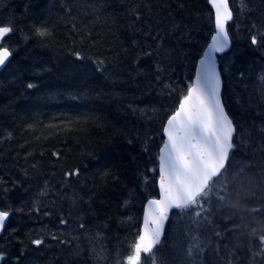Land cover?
<instances>
[{"label": "trees", "instance_id": "trees-1", "mask_svg": "<svg viewBox=\"0 0 264 264\" xmlns=\"http://www.w3.org/2000/svg\"><path fill=\"white\" fill-rule=\"evenodd\" d=\"M229 5L231 47L218 57L223 101L238 137L255 145L264 141V47L249 37L264 33V0ZM7 25L0 210L12 214L0 236L4 264L17 256L18 264H126L144 204L157 197L163 124L214 33L212 10L207 0H0ZM40 26L45 37L36 35ZM224 179L228 206L216 201L211 224L172 212L156 264H264L258 237L230 230L252 216L264 227V153L238 147ZM142 264H153L151 255Z\"/></svg>", "mask_w": 264, "mask_h": 264}, {"label": "snow or ice", "instance_id": "snow-or-ice-1", "mask_svg": "<svg viewBox=\"0 0 264 264\" xmlns=\"http://www.w3.org/2000/svg\"><path fill=\"white\" fill-rule=\"evenodd\" d=\"M207 2L212 6L216 31L211 37L212 42L207 45L198 61L195 79L189 83L179 99L178 106L167 116L163 124L164 139L158 149L160 196L157 199L147 200L144 225L131 246L132 254L126 257V264H142L148 255H151L153 264H156L157 246L162 239V221L167 219L169 209H176L196 218L203 217L202 223L211 224V218L217 212L216 201L219 202L220 208L228 206L229 203L226 191L229 182L224 178L231 168L232 153L238 147L247 149L250 146L264 153V141L254 145L251 138L245 139L243 134L238 137V126L223 101L224 84L222 73L217 68L216 54L225 53L230 49L231 38L227 26L234 17L229 0H207ZM139 18L137 15V19ZM255 27L254 24L253 28ZM13 31L14 27L11 25L0 26V41ZM48 34L45 27L36 28V35L45 37ZM249 39L254 48L264 47V33H253ZM12 55L13 52L8 47L0 45V69L6 66ZM75 56L77 60L82 59L78 52ZM35 86L31 82L26 84L28 89ZM143 150L147 151V149ZM52 156L60 158V154L56 151L52 152ZM232 170L237 171V169ZM78 175L79 169H76L70 173L66 172L64 178ZM222 181L223 187L217 192V187ZM9 190L6 187L4 192ZM41 194H46V191ZM213 196L216 198L215 201ZM147 205L153 206L151 220L148 218ZM256 211L260 209H253V212ZM11 214V210H0V232L4 230ZM254 220H257L255 216L242 218L240 223L232 225L230 230H250L252 237H258L261 251H264V227H257L253 223ZM68 223L67 219L61 218L62 226H67ZM79 228L86 230L87 225L80 223ZM220 234L216 232V235ZM52 239L55 240L57 237L53 235ZM31 243L39 248L44 241L36 238ZM60 243L63 244L65 241L60 240ZM20 255L23 256L24 253ZM6 259V253L0 252V264H4ZM13 259L18 264L20 256Z\"/></svg>", "mask_w": 264, "mask_h": 264}, {"label": "water", "instance_id": "water-1", "mask_svg": "<svg viewBox=\"0 0 264 264\" xmlns=\"http://www.w3.org/2000/svg\"><path fill=\"white\" fill-rule=\"evenodd\" d=\"M209 7L211 8V10H212V6L211 5H209ZM212 13H213V10H212ZM213 18H214V13H213ZM215 31H216V29H215V24H214V33L212 34V35H214L215 34ZM1 42V41H0ZM212 41H211V39H210V41H209V43L208 44H210ZM230 47H231V43H230ZM204 50H206V48L204 49ZM203 50V51H204ZM229 51V50H228ZM226 53V52H225ZM221 54H224V53H217L216 54V56H219V55H221ZM201 57V56H200ZM200 59V58H199ZM199 59H198V61H199ZM198 61H197V63H196V66H195V72H196V67H197V65H198ZM8 63V62H7ZM7 65V64H6ZM217 68H218V71H219V64H218V61H217ZM3 69H0V72L2 71ZM195 72H194V78L193 79H195ZM162 134H163V131H162ZM163 139H164V136H163ZM158 174H159V171H158ZM157 189H158V198H159V196H160V189H159V187H158V180H157ZM145 206H146V203H145V205H144V208H143V215H142V220H141V226H140V228L144 225V221H145ZM147 208H148V218H149V220H151V216H152V208H153V206L152 205H147ZM174 210H176V209H169V210H167V219H165L164 221H162V237H163V234H164V231H165V228H166V225H167V222H168V219H169V216H170V213L172 212V211H174ZM150 226V225H149ZM2 233H3V231L2 232H0V236L2 235Z\"/></svg>", "mask_w": 264, "mask_h": 264}, {"label": "bare ground", "instance_id": "bare-ground-1", "mask_svg": "<svg viewBox=\"0 0 264 264\" xmlns=\"http://www.w3.org/2000/svg\"><path fill=\"white\" fill-rule=\"evenodd\" d=\"M211 37H212V36H211ZM210 39H211V38H210ZM209 41H210V40H209ZM208 43H209V42H208ZM207 45H208V44H207ZM207 45H206V47H207ZM206 47H205V48H206ZM205 48H204V49H205Z\"/></svg>", "mask_w": 264, "mask_h": 264}]
</instances>
